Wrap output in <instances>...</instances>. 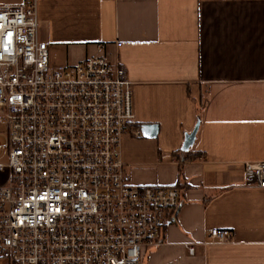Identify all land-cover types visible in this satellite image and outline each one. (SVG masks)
Returning <instances> with one entry per match:
<instances>
[{"label": "crops", "instance_id": "0c3cea01", "mask_svg": "<svg viewBox=\"0 0 264 264\" xmlns=\"http://www.w3.org/2000/svg\"><path fill=\"white\" fill-rule=\"evenodd\" d=\"M36 1L38 37L54 60L118 63L131 81L132 129L157 126L154 137L130 129L121 138L134 184L179 192L141 264H264V188L241 186L243 163L264 161V0ZM213 228L230 230L231 241L209 242Z\"/></svg>", "mask_w": 264, "mask_h": 264}, {"label": "built area", "instance_id": "2783aa9c", "mask_svg": "<svg viewBox=\"0 0 264 264\" xmlns=\"http://www.w3.org/2000/svg\"><path fill=\"white\" fill-rule=\"evenodd\" d=\"M36 0L0 4V258L6 264H141L179 207L175 186L136 185L121 159L131 81L103 56L56 62L38 37ZM119 45V43H117ZM99 49L102 46L99 45ZM241 186L264 188V161ZM226 243L228 229L210 230ZM193 254L195 246L186 243Z\"/></svg>", "mask_w": 264, "mask_h": 264}, {"label": "water", "instance_id": "95a60500", "mask_svg": "<svg viewBox=\"0 0 264 264\" xmlns=\"http://www.w3.org/2000/svg\"><path fill=\"white\" fill-rule=\"evenodd\" d=\"M197 129H198V122H196L195 126L190 132L185 133L181 145V150L187 151L193 145ZM140 131L143 137H147V138L154 137L157 133V126L154 124H145L140 128Z\"/></svg>", "mask_w": 264, "mask_h": 264}, {"label": "rangeland", "instance_id": "374dc122", "mask_svg": "<svg viewBox=\"0 0 264 264\" xmlns=\"http://www.w3.org/2000/svg\"><path fill=\"white\" fill-rule=\"evenodd\" d=\"M0 140L3 142L4 141V136H0ZM0 161H4L3 155H0Z\"/></svg>", "mask_w": 264, "mask_h": 264}, {"label": "trees", "instance_id": "16d2710c", "mask_svg": "<svg viewBox=\"0 0 264 264\" xmlns=\"http://www.w3.org/2000/svg\"><path fill=\"white\" fill-rule=\"evenodd\" d=\"M200 156H202V154H200V153H196V154H193V157H189V158H198V157H200Z\"/></svg>", "mask_w": 264, "mask_h": 264}]
</instances>
